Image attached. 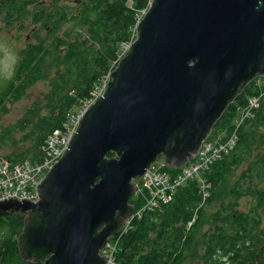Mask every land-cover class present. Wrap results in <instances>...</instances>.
<instances>
[{
	"label": "water",
	"instance_id": "water-1",
	"mask_svg": "<svg viewBox=\"0 0 264 264\" xmlns=\"http://www.w3.org/2000/svg\"><path fill=\"white\" fill-rule=\"evenodd\" d=\"M258 77L264 0H151L38 201L0 202V217L23 219L21 260L106 264L100 251L135 209L133 181L159 157L181 169Z\"/></svg>",
	"mask_w": 264,
	"mask_h": 264
},
{
	"label": "trees",
	"instance_id": "trees-1",
	"mask_svg": "<svg viewBox=\"0 0 264 264\" xmlns=\"http://www.w3.org/2000/svg\"><path fill=\"white\" fill-rule=\"evenodd\" d=\"M128 1L132 8L127 7ZM150 1L74 0L59 5L55 0L48 5L44 0H0L4 28L23 30L36 26L32 41L26 42L18 53L11 74L0 75V114L8 111V102L21 99L31 86L46 84L41 99L0 134V148L10 141L15 143L12 134L16 131L23 132L22 140L30 142L20 153L6 155L8 158L38 161V147L47 135L61 128L69 112L89 98L94 85L112 70L121 44L132 39L137 12ZM254 82L217 123L216 127L226 126L225 137L237 108L257 94ZM253 114L252 119L241 124L234 150L224 154L201 176L210 186L209 197L205 200L196 180L180 186L170 203L134 220L129 231L112 242L115 264H189L196 257L211 256V229L199 234L204 223L211 224L210 220H202L203 209L213 200L224 207L229 202L224 201L227 196L234 200L257 191L250 189L252 184H264V101ZM243 163L250 180L241 179L228 189L225 184L229 172ZM259 192L264 195V190ZM131 203L137 209L141 201L132 199ZM194 216L195 221L187 228ZM22 226L19 216L0 217V264H33L22 261L18 254L16 237Z\"/></svg>",
	"mask_w": 264,
	"mask_h": 264
},
{
	"label": "built area",
	"instance_id": "built-area-1",
	"mask_svg": "<svg viewBox=\"0 0 264 264\" xmlns=\"http://www.w3.org/2000/svg\"><path fill=\"white\" fill-rule=\"evenodd\" d=\"M147 7L137 12L136 20L139 21L147 12ZM136 21V22H137ZM135 39V28L132 39L124 42L120 46L117 60L113 63L114 67L119 59L129 50ZM108 81V75L101 78L93 87L89 98L83 100L81 105L72 109L67 115L61 128L53 130L38 147L39 159L36 162L29 160H11L0 155V202L7 200L34 201L39 199L37 187L46 173L62 157L68 148L71 138L76 133L79 122L86 110L100 98L104 91V86ZM264 85L260 80L256 81L255 88L257 94L251 95L245 106L237 108V117L230 133L225 139L218 141H204L197 155L176 174L170 175L162 169L161 172L152 165L144 174L142 179L135 184V195L140 199L141 204L132 216L126 221L123 228L112 237L108 244L100 251L105 256L106 264H115L114 245L120 237L126 234L131 228L134 220H139L146 213L155 211L159 206L170 203L178 188L189 181L196 180L203 197L209 196L208 186L201 176L220 160L224 154H229L234 150L241 124L249 119L258 108L259 102L264 94ZM241 117L237 121L238 117ZM140 182V184H139ZM188 222V226L192 224Z\"/></svg>",
	"mask_w": 264,
	"mask_h": 264
},
{
	"label": "flooded vegetation",
	"instance_id": "flooded-vegetation-1",
	"mask_svg": "<svg viewBox=\"0 0 264 264\" xmlns=\"http://www.w3.org/2000/svg\"><path fill=\"white\" fill-rule=\"evenodd\" d=\"M262 186V183L252 184L250 189L257 190L258 192L255 191L257 193L240 196L234 200L231 196L230 198L227 196L224 201L229 202L224 204V207L213 203L215 200L211 202L213 204L210 215L211 256L207 259L196 257L192 262L195 264H264V195H260L259 192ZM247 197L250 199L249 208L239 209L240 199ZM243 223H246L245 226Z\"/></svg>",
	"mask_w": 264,
	"mask_h": 264
},
{
	"label": "rangeland",
	"instance_id": "rangeland-1",
	"mask_svg": "<svg viewBox=\"0 0 264 264\" xmlns=\"http://www.w3.org/2000/svg\"><path fill=\"white\" fill-rule=\"evenodd\" d=\"M46 4L50 5L51 1L55 0H44ZM74 0H57V3L59 5L65 3L70 4ZM127 7L132 8V2H127ZM32 8V7H31ZM33 28H25L18 30L16 27H12L10 29L4 28V25L2 21L0 20V75L4 77H8L11 74L12 69L15 66V63L18 58V53L25 47L26 42L32 41L31 35L33 33ZM44 35H46V31L42 32ZM29 36V38H27ZM31 39V40H30ZM259 78V77H258ZM256 78V79H258ZM255 79V80H256ZM262 81L264 82V77H262ZM264 87V85H262ZM46 90V84L43 82H39L33 86H31L26 94L19 99L16 102H8L7 107L8 111L6 113L0 114V134L2 131L7 128L8 126L14 125L20 118L23 117L26 109L31 106L32 103L39 101L42 97L43 92ZM264 101V94L262 97V100L259 102L258 108L255 110H259L262 102ZM237 117H234L233 122H235ZM254 117V114L250 117L252 119ZM241 117L239 116L237 121H239ZM226 126H215L212 130L210 136L208 137L209 142L217 141L218 139H223L226 135L225 129ZM23 132H14L12 134V138L15 141V143H12L11 141L8 142L5 145H2L0 148V155L6 156L13 152L20 153L26 146L30 145V142H26L22 140ZM161 164H163L162 157H159L157 159V162L155 164V167L158 169L159 172L162 171ZM164 170L170 174H176L179 170L164 167ZM247 165L245 163L241 164L238 168L232 170L229 172V175L227 177V183L225 184L228 189L232 188L233 184L241 179H244L245 181L250 180L246 174ZM244 174V175H243ZM254 183L256 180H252ZM262 190H264V184L262 186ZM132 199L135 200V197L133 196ZM203 209V216L202 220H210L211 215V208L213 207V204H207ZM250 206V199L247 198H241L239 201V209L249 208ZM264 207V205H263ZM198 216V215H197ZM263 224H264V217H263ZM211 229V224L209 222L204 223L202 225V228L199 232V234L208 233V231ZM2 231H0L1 236ZM192 262V261H191ZM189 264H195V262L189 263Z\"/></svg>",
	"mask_w": 264,
	"mask_h": 264
},
{
	"label": "bare ground",
	"instance_id": "bare-ground-1",
	"mask_svg": "<svg viewBox=\"0 0 264 264\" xmlns=\"http://www.w3.org/2000/svg\"><path fill=\"white\" fill-rule=\"evenodd\" d=\"M32 161V160H31ZM261 186V185H260ZM218 193V192H217ZM220 194V193H219ZM214 199V198H213ZM212 198H211V200H213ZM219 199V198H218ZM262 203V202H261ZM2 217H4V216H2ZM244 224V223H243ZM246 224V223H245ZM245 224H244V226H245ZM240 226V225H239ZM241 227V226H240ZM242 228V227H241ZM252 229V228H251ZM250 232V231H249ZM255 235V234H254ZM255 239V238H254ZM254 242V241H253ZM255 243V242H254ZM251 246V245H250ZM258 247V246H257ZM248 249V248H247ZM246 252V251H245Z\"/></svg>",
	"mask_w": 264,
	"mask_h": 264
}]
</instances>
